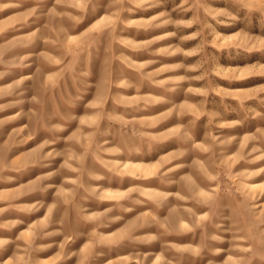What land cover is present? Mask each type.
I'll use <instances>...</instances> for the list:
<instances>
[{
  "label": "rangeland",
  "instance_id": "rangeland-1",
  "mask_svg": "<svg viewBox=\"0 0 264 264\" xmlns=\"http://www.w3.org/2000/svg\"><path fill=\"white\" fill-rule=\"evenodd\" d=\"M0 264H264V0H0Z\"/></svg>",
  "mask_w": 264,
  "mask_h": 264
}]
</instances>
